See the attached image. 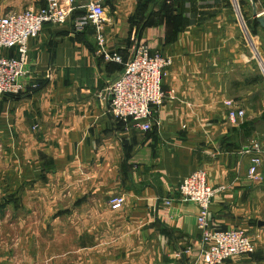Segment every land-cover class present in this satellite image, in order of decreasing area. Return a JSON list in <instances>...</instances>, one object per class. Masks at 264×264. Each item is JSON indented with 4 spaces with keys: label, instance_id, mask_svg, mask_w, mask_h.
Returning a JSON list of instances; mask_svg holds the SVG:
<instances>
[{
    "label": "crops",
    "instance_id": "obj_1",
    "mask_svg": "<svg viewBox=\"0 0 264 264\" xmlns=\"http://www.w3.org/2000/svg\"><path fill=\"white\" fill-rule=\"evenodd\" d=\"M45 1L0 0V13ZM87 1H77L75 15ZM101 4L105 49L126 62L144 43L170 57L162 86L175 97L156 109L149 130H125L100 98L124 65L104 59L94 26L44 23L28 42L26 89L0 94V225L8 226L0 262L206 264L197 206L178 195L181 180L202 168L213 187L225 186L212 198L210 226L240 228L255 244L222 264H264V155L260 177L250 179L246 149L264 132V72L231 1ZM226 99L243 119L227 118ZM115 195L124 202L111 209Z\"/></svg>",
    "mask_w": 264,
    "mask_h": 264
},
{
    "label": "built area",
    "instance_id": "obj_2",
    "mask_svg": "<svg viewBox=\"0 0 264 264\" xmlns=\"http://www.w3.org/2000/svg\"><path fill=\"white\" fill-rule=\"evenodd\" d=\"M77 1L46 0L44 5L37 8L27 7L0 13V49L7 51L14 48L17 53L0 55V94L14 96L26 89L25 76L28 70L25 67V56L28 42L40 34L44 23H70L76 32H82L88 25H92L96 29L98 51L104 59L124 65L120 74L104 88L100 98L107 102L109 113L124 125L125 130L130 127L149 130L156 109L166 98L175 97L174 89L165 91L162 86L172 59L141 43L134 48L132 57L123 62L117 52L105 49V37L102 32L105 12L101 0H88L79 7L82 9L80 13L75 15ZM257 13H264V7ZM32 87H36V84ZM223 104L229 120L235 122L244 118V109L234 101L226 99ZM246 149L251 153L247 177L258 179L264 155V132ZM223 189L224 185L213 187L208 181L207 172L202 168L194 169L178 185L179 197L197 206L196 222L201 228L199 258L206 264H222L230 257L255 251L254 241L244 230H219L210 226L208 215L212 198L217 191ZM123 202L122 195H115L109 200L111 209L120 208ZM164 203L168 205L170 199H165ZM190 252L191 248L186 247L176 255L182 257Z\"/></svg>",
    "mask_w": 264,
    "mask_h": 264
},
{
    "label": "rangeland",
    "instance_id": "obj_3",
    "mask_svg": "<svg viewBox=\"0 0 264 264\" xmlns=\"http://www.w3.org/2000/svg\"><path fill=\"white\" fill-rule=\"evenodd\" d=\"M232 7L234 9V13H235V17L237 19V21L239 22V25L242 27L243 29V39L244 42L248 45H250V47H253V49L256 47L257 51L259 53V55L255 52V58L258 59V62L261 66V61L263 60L264 62V34L263 33H257L260 36H256L255 33L253 32V30L251 29V22H252V13L254 10L253 6L250 3V0H230ZM238 6V9H237ZM264 6V0H257V6L255 7L256 10H260L261 7ZM159 17H165V16H170L169 13H158ZM255 50V49H254ZM259 56L261 57V59L259 58ZM261 68L263 69L264 72V67L263 65L261 66ZM263 131V129H261L260 133ZM259 133V134H260ZM258 134V135H259ZM8 226L5 225H0V249L3 250V252L5 251V235L8 232L7 228ZM53 232V231H52ZM64 244V243H63ZM62 245V243H61ZM2 252H0L1 254ZM0 264H6L5 259H3L2 262H0Z\"/></svg>",
    "mask_w": 264,
    "mask_h": 264
},
{
    "label": "water",
    "instance_id": "obj_4",
    "mask_svg": "<svg viewBox=\"0 0 264 264\" xmlns=\"http://www.w3.org/2000/svg\"><path fill=\"white\" fill-rule=\"evenodd\" d=\"M238 11H239V9H238ZM252 16H253V19L258 23V25L264 30V13L258 14L256 11H253ZM255 52L259 55V53L256 49H255ZM259 58H260V56H259ZM261 65H263V67H264V63L262 61H261Z\"/></svg>",
    "mask_w": 264,
    "mask_h": 264
},
{
    "label": "trees",
    "instance_id": "obj_5",
    "mask_svg": "<svg viewBox=\"0 0 264 264\" xmlns=\"http://www.w3.org/2000/svg\"><path fill=\"white\" fill-rule=\"evenodd\" d=\"M251 29L253 30L255 34L258 33V29L264 32V30L258 25V23L254 19H252V22H251ZM258 76H255L254 81H260V82L263 81V77L261 75H258Z\"/></svg>",
    "mask_w": 264,
    "mask_h": 264
}]
</instances>
